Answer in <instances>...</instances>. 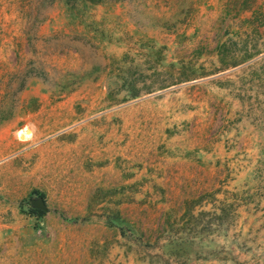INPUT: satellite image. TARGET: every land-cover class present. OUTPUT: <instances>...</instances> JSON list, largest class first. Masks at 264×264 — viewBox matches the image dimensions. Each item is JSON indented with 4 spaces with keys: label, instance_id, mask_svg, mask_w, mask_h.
Returning a JSON list of instances; mask_svg holds the SVG:
<instances>
[{
    "label": "rangeland",
    "instance_id": "obj_1",
    "mask_svg": "<svg viewBox=\"0 0 264 264\" xmlns=\"http://www.w3.org/2000/svg\"><path fill=\"white\" fill-rule=\"evenodd\" d=\"M0 264H264V0H0Z\"/></svg>",
    "mask_w": 264,
    "mask_h": 264
},
{
    "label": "crops",
    "instance_id": "obj_2",
    "mask_svg": "<svg viewBox=\"0 0 264 264\" xmlns=\"http://www.w3.org/2000/svg\"><path fill=\"white\" fill-rule=\"evenodd\" d=\"M75 144V143H74ZM84 152L86 151L87 152V150H83ZM142 175L144 176V177H146L148 180L147 181H145L144 183H143V185H142V187H141V190L138 192V193H134V196L135 197H147V198H149L150 196H148V194H150L151 196H155V194H156V191H155V187L153 186V183L155 182H157L158 183V181H161L160 179L161 178H157L156 176H154V175H152V174H145V173H142ZM100 176H102V175H99L98 176V182H97V185L99 186V187H102L104 184L105 185H107V181L105 180V177L106 176H102V180L103 181H101L100 180ZM133 179H134V177H132ZM105 180V181H104ZM128 180H130V179H128ZM99 181H101V182H99ZM89 182V181H88ZM82 183H84L85 184V182L83 181ZM89 183H93V182H89ZM73 196V198L71 199V203L67 206V208L68 209H70V210H74V209H79V204H77V202H79V201H81V199H80V197L79 198H74V195H72ZM86 202V201H85ZM85 205V204H84ZM124 206V204L123 203H120V204H118V205H116V207H123ZM156 206H158V208L160 207V209H167L168 208V206L167 205H164V204H160V203H157L156 204ZM58 207H60V205L58 206ZM82 207H83V205H82Z\"/></svg>",
    "mask_w": 264,
    "mask_h": 264
},
{
    "label": "water",
    "instance_id": "obj_3",
    "mask_svg": "<svg viewBox=\"0 0 264 264\" xmlns=\"http://www.w3.org/2000/svg\"><path fill=\"white\" fill-rule=\"evenodd\" d=\"M29 203L34 209L41 211L46 210V206L44 205L43 199L41 197L30 198Z\"/></svg>",
    "mask_w": 264,
    "mask_h": 264
},
{
    "label": "trees",
    "instance_id": "obj_4",
    "mask_svg": "<svg viewBox=\"0 0 264 264\" xmlns=\"http://www.w3.org/2000/svg\"><path fill=\"white\" fill-rule=\"evenodd\" d=\"M29 208L31 209V210H37V209H34L31 205H30V203H29ZM40 213H42L43 211H41V210H38Z\"/></svg>",
    "mask_w": 264,
    "mask_h": 264
},
{
    "label": "bare ground",
    "instance_id": "obj_5",
    "mask_svg": "<svg viewBox=\"0 0 264 264\" xmlns=\"http://www.w3.org/2000/svg\"><path fill=\"white\" fill-rule=\"evenodd\" d=\"M30 132H29V130H27V134H29ZM20 139L21 140H24V137L23 136H20Z\"/></svg>",
    "mask_w": 264,
    "mask_h": 264
}]
</instances>
